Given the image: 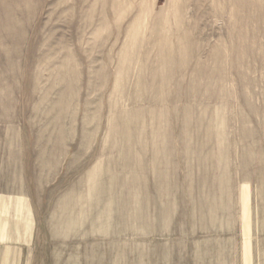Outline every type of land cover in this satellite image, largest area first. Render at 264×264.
Masks as SVG:
<instances>
[{
  "label": "rangeland",
  "instance_id": "obj_1",
  "mask_svg": "<svg viewBox=\"0 0 264 264\" xmlns=\"http://www.w3.org/2000/svg\"><path fill=\"white\" fill-rule=\"evenodd\" d=\"M0 264H264V0H0Z\"/></svg>",
  "mask_w": 264,
  "mask_h": 264
}]
</instances>
